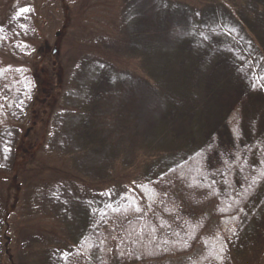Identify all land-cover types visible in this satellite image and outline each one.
I'll return each instance as SVG.
<instances>
[{"label": "rangeland", "instance_id": "1", "mask_svg": "<svg viewBox=\"0 0 264 264\" xmlns=\"http://www.w3.org/2000/svg\"><path fill=\"white\" fill-rule=\"evenodd\" d=\"M158 2L159 0H90L87 15L71 22L69 29L61 28L64 19L60 9L61 0H18L15 7L0 5V49L32 56L40 44H43V40L39 39L42 35L48 52L51 53L55 47L53 55L60 54L59 62L65 72L62 75L64 80L77 86H68L71 90L61 98L64 105H78L81 96L86 97L83 89H91V93L94 88H98L97 91L103 88L98 104H106L109 98L114 104L119 98L120 106L115 110H122L120 114L124 115L120 116V121L123 120V126L130 127L137 121L141 124L153 117L159 102L157 104L153 87L142 80L137 52L127 53L122 38L117 35V25L121 22L120 12L124 4L127 3L131 12L137 13L142 22L154 16ZM237 2L238 0H230L232 5ZM13 10L17 11L14 13ZM27 10L40 15L39 28L34 27L31 21L34 14L27 13ZM242 10L247 20V29L254 35L250 32V39L245 37V41L235 42L238 54L237 51L230 54L219 50V53L208 56L210 59L207 70L203 71L198 80L200 84L193 86L196 89L194 97L187 102L185 109L187 114L193 110L198 122L201 125L207 123L216 134H212L209 144L191 155L185 179L176 178L170 186L166 184L170 190V198L163 204V213L148 215L143 227L128 226L118 247L106 259L109 264H134L136 253L140 251L139 246L148 250L147 258H153L159 264H181L180 261L185 257H189L186 264H192V261L193 264H218L214 261L210 228L217 217L227 213L237 215L238 223L228 253L220 264H253L256 257L254 251L261 249L264 241V195L261 199L257 195L264 183V70L261 64L255 62L254 55L264 51V11L255 19L256 14L252 9L247 12L243 8ZM18 13L21 15L17 16ZM179 20L172 19L166 23H177ZM233 22L237 24L235 20ZM98 49L110 53L108 62L112 59V54L117 55L118 63L115 62L117 68L114 71L115 74L119 71L123 76L121 79L117 77L113 84L111 80L108 83L107 69L100 68V73L89 75L91 68L107 64L100 60L103 57L98 54ZM37 90L32 98L39 94ZM32 98L29 100L23 92L19 93L13 105L10 104L9 109L4 108L7 121L0 133V264H54L65 246L62 243L52 246L57 237L50 233L56 232L60 238L69 237L72 232L69 236L66 233L65 223L61 220L62 214L71 221L75 218L77 207L82 208V213L89 208L85 198L89 192L88 185L77 182L73 184L70 183L71 180H58L56 183L57 178L64 179V176H59L60 172L51 169L47 170L41 181L32 178L20 180L19 196L13 203L15 193L13 187H10V177L11 173L17 172V166L16 163L12 165L11 173L10 166L14 157V145L21 141L25 131L29 136L22 142V149L34 145L41 133L38 128L31 130L29 127L31 119L36 121L37 118ZM121 106L123 109H120ZM236 108L241 121L240 134L234 139L225 131L223 121ZM69 115L68 112L53 114L51 126L44 128V143L36 147L39 150L34 154L37 158L52 161L57 157L55 154L58 151L78 150L73 147L71 139L68 142L62 140L63 123H66ZM117 135V144L113 145L115 148L110 149V145L106 149L98 146L96 150L104 153L99 156L104 163L123 159V169L132 164L135 157L157 152L158 147L154 146L156 134H143L140 131L139 134ZM91 137L92 134H88V138ZM221 143L225 145L222 148ZM109 151L113 153L108 157ZM14 158L17 162L19 155L16 153ZM79 165L82 166L80 163ZM101 165L103 164L94 161L86 172L81 169L79 174L91 181L104 180L107 173L102 171ZM67 169L74 174L72 168ZM141 175L140 172L137 177L140 178ZM67 176L70 179V175ZM123 190V185L118 182L109 191L116 197H123ZM171 198L178 201L173 202ZM174 204L177 205L175 211L171 207ZM5 209L11 210L6 218L9 227L5 232L9 239L6 246L9 252H5L6 241L3 242L2 238V220L4 221L7 213ZM59 212L61 215L58 217ZM120 212L122 210L118 209L116 213H112L106 208L89 215L92 222L86 234L83 233L79 242L81 244L73 252L67 253L60 264H91L92 257L101 250V231L128 219L129 214ZM202 232L205 235L200 236ZM163 239L167 243L171 241L168 251L161 243ZM139 242L141 243L137 244ZM172 253L177 254V258ZM178 258H181L179 263L174 262Z\"/></svg>", "mask_w": 264, "mask_h": 264}, {"label": "trees", "instance_id": "2", "mask_svg": "<svg viewBox=\"0 0 264 264\" xmlns=\"http://www.w3.org/2000/svg\"><path fill=\"white\" fill-rule=\"evenodd\" d=\"M17 1L2 0L0 5H10V7L14 5L15 7ZM89 1L61 0L60 9L64 18L61 28L69 29L71 22L80 20L81 17L84 18L87 15L86 9L89 6ZM226 1L159 0L158 9L154 16H150L148 20L142 22H140L137 13L131 12L127 3L124 4L120 12L121 22L117 25V35L122 38L127 53H131L130 51L137 52L140 64L138 70H140L142 80L153 87L157 96V104L159 102V107L155 109L150 120H144L141 124L137 121L127 128L123 126V120L120 121V116L123 117L124 115L120 114L122 110H115L117 106H120L119 98L115 100L114 104L110 98L106 104H98L101 101L99 98H101L103 88L99 91H97L98 88H94V91L92 90L90 93L91 89L79 87V89H83V94L86 97L81 96L78 105L71 106L62 103L61 98L71 90L68 89V86L74 88L77 86L64 80L62 75L64 76L65 72L59 62L60 54L53 55L48 52L42 35L39 36V39L43 40V44H40L32 56L14 54L0 49V133L7 121L6 109L4 110V108L9 109L10 104L13 105V101L19 93L23 92L30 100L37 89L39 92L38 95L35 94L36 97L33 96L32 98V107L37 118L36 121L31 119L29 127L31 130L38 128L41 133H39L35 144L30 147L22 149V142L27 135L29 136L26 131L21 141L14 145V157L17 153L19 160L16 162L13 157L10 166V173L12 165L16 163L17 166V172L11 173L10 177V187H13L15 193L13 203L15 204L19 196L20 180L32 178L41 181L42 176L49 169L60 172L59 176H64H62L64 179L57 178L56 183L58 180L59 182L60 180H71L70 183H84L89 187L88 196L84 195L89 206V212L82 213V208L77 207V212L74 214L75 218L71 221L62 214L61 220L65 223L66 233L69 236L72 232L71 235L67 238L64 236L60 238L56 232L50 233L57 237V241L53 242L52 246L61 243L65 246L62 255L54 260V264H60L67 253L73 252L81 244L79 242L83 238V233L86 234L92 222L89 215L97 211L102 212L106 208L112 213H116L120 209L122 210L120 214H129L128 219L107 226L101 231V250L92 257L91 262V264H109L106 259L118 247L128 226L140 228V225L143 227L148 215L156 213L161 215L163 213L161 212L163 204L170 198V190L167 185L170 186L176 178L185 179L191 155L199 151L204 145L209 144L212 134H216L207 123L201 125L198 122L193 110H190L188 114L185 110L187 102L194 97L196 89L193 86L200 84L198 80L203 71L207 70L209 57L219 53V50L227 51L230 54L232 51L236 52L235 42L237 40L245 41L247 37L250 39L251 31L247 29V20L243 16L242 8L246 12L252 9L256 14L255 19L264 11V0H238L234 5L230 4V0ZM260 3L262 4L261 7L259 6ZM16 11L13 10L14 13ZM28 12L34 14L33 18L30 14L32 24L35 28H39L41 26L40 15L34 11L27 10ZM172 19L180 20L177 23L172 22L167 25L166 22ZM252 34L254 35V33ZM1 38L0 30V40ZM255 40L261 43L257 37ZM59 46L61 47V40ZM236 53L238 54V51ZM98 54L104 58H100V60L105 61L109 66L106 64L103 67H93L90 69L89 75L100 73V68H104L109 73L108 83L111 80L113 84L116 79H121L123 75L119 74L118 69H116L118 76L114 71L115 67L117 68L116 63H118L117 55L112 54V59L108 62L110 53L107 50L98 49ZM240 57L242 56L240 55ZM254 59L256 63L262 65L264 70V51H259L258 55L255 54ZM89 88H91V84ZM120 109H123V106ZM56 112H68L70 114L65 121L66 123H63L62 140L68 142L71 139L73 147L78 148V150L75 149L72 152L58 151L55 154L57 157L53 158L52 161H46L43 158H37L34 154L39 152L38 145L44 143V128L51 126L53 114ZM128 115L132 118L131 113ZM240 121L237 108L226 115L223 121L225 131L234 139L240 134ZM133 131H138V133H133ZM140 131L143 134H156L154 146L158 147L157 152L152 155L135 157L133 163L123 169V159H114L111 162L107 161V163L100 160L99 156L104 155V153L96 151L98 146L106 149L110 145V149L115 148L117 134H139ZM88 134H92V137L88 138ZM224 146L221 143L220 148ZM113 151H109L108 157ZM98 153L100 154L98 155ZM94 161L103 164L101 165L102 171L107 173V178L104 180L91 181L85 176H80L79 170L82 169L86 172L88 166ZM68 167L73 169V175L71 174L72 170L67 169ZM140 172L142 175L138 178ZM66 174L70 175V179ZM118 182L124 187L123 197H116L113 192L109 191ZM178 191H180L179 188ZM262 195H264V183L261 184L257 196L261 199ZM172 198L174 197L172 196ZM172 198L173 202L178 201ZM174 205L171 207L175 211L177 205ZM5 210L7 213L6 217L4 216V221L2 220V238L3 242L6 241L4 243L5 252H9L6 249L9 239L5 232L9 227L6 218L11 210ZM60 215L59 212L58 217ZM237 223L238 216L227 213L217 217L211 226L210 241L213 244L215 263L220 264L228 253L230 241L237 229ZM45 230L44 232H49ZM202 235L205 233H200V236ZM163 240L161 243L168 251L171 241L167 243L165 239ZM139 248L140 251L136 253L134 264H159L153 258L146 257V253H149L147 249L145 250L141 246ZM254 252H256V257L253 264H264V241L261 249L259 248ZM172 255L177 258V254L172 253ZM8 257L10 259L11 254ZM176 260L174 262L179 263L181 258ZM188 261L189 257H185L180 262L186 264Z\"/></svg>", "mask_w": 264, "mask_h": 264}, {"label": "water", "instance_id": "3", "mask_svg": "<svg viewBox=\"0 0 264 264\" xmlns=\"http://www.w3.org/2000/svg\"><path fill=\"white\" fill-rule=\"evenodd\" d=\"M56 35H58V33H56ZM55 52H56V48L54 47L52 48L51 53L54 54Z\"/></svg>", "mask_w": 264, "mask_h": 264}, {"label": "snow or ice", "instance_id": "4", "mask_svg": "<svg viewBox=\"0 0 264 264\" xmlns=\"http://www.w3.org/2000/svg\"><path fill=\"white\" fill-rule=\"evenodd\" d=\"M23 11H26V9H24Z\"/></svg>", "mask_w": 264, "mask_h": 264}]
</instances>
